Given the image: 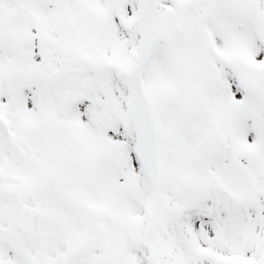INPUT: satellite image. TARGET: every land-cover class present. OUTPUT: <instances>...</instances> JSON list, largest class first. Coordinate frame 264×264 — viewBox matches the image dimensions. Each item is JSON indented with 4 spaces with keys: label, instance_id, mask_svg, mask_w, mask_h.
I'll list each match as a JSON object with an SVG mask.
<instances>
[{
    "label": "snow or ice",
    "instance_id": "6c2138e0",
    "mask_svg": "<svg viewBox=\"0 0 264 264\" xmlns=\"http://www.w3.org/2000/svg\"><path fill=\"white\" fill-rule=\"evenodd\" d=\"M0 264H264V0H0Z\"/></svg>",
    "mask_w": 264,
    "mask_h": 264
}]
</instances>
